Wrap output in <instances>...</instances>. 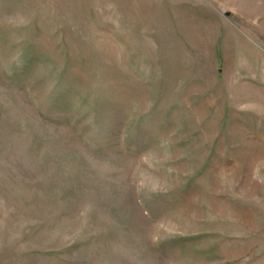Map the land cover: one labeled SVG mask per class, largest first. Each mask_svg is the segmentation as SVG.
Instances as JSON below:
<instances>
[{"label": "rangeland", "instance_id": "rangeland-1", "mask_svg": "<svg viewBox=\"0 0 264 264\" xmlns=\"http://www.w3.org/2000/svg\"><path fill=\"white\" fill-rule=\"evenodd\" d=\"M0 264H264V0H0Z\"/></svg>", "mask_w": 264, "mask_h": 264}]
</instances>
